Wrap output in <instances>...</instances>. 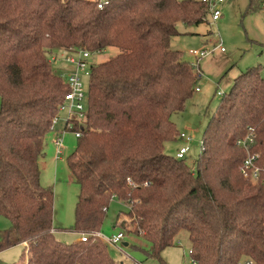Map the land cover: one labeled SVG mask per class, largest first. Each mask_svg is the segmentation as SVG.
<instances>
[{
	"label": "trees",
	"instance_id": "trees-1",
	"mask_svg": "<svg viewBox=\"0 0 264 264\" xmlns=\"http://www.w3.org/2000/svg\"><path fill=\"white\" fill-rule=\"evenodd\" d=\"M0 0V253L24 247L15 264H120L102 242L65 243L54 226L55 193L41 184L53 120L68 85L54 72L52 54L70 48L119 53L94 65L85 120L67 159L79 196L68 231L103 230L113 200L128 207L117 222L144 237L140 249L160 264L182 232L196 264H264V186L241 173L251 150L264 162L262 66L234 80L212 114L193 166L165 153L180 136L172 120L184 113L201 80L184 53L171 48L178 26L207 23L200 0ZM264 0H249L246 11Z\"/></svg>",
	"mask_w": 264,
	"mask_h": 264
},
{
	"label": "rangeland",
	"instance_id": "rangeland-1",
	"mask_svg": "<svg viewBox=\"0 0 264 264\" xmlns=\"http://www.w3.org/2000/svg\"><path fill=\"white\" fill-rule=\"evenodd\" d=\"M106 1V0H100ZM249 0H227L221 6L222 19L213 23L211 17L207 23L199 26L187 27L179 25L181 35L173 37L171 48L184 53L185 60L194 62L190 55L191 50L207 48L213 53L200 60L198 63L202 71V77L198 84L201 93L195 92L193 98L187 103L184 113L175 114L172 118L180 134L186 133L193 138L190 144V152L186 155L187 162L193 166L201 153V142L207 124L220 104L221 97L217 92L229 93L234 80L249 68L262 66L264 77V3L261 9L255 13L247 14ZM222 48L224 51H222ZM119 53L116 48H109L92 56L93 64L108 61ZM54 65V72L59 73L66 66L59 58ZM56 130L63 133L68 117L67 112L62 111ZM65 153L60 160H56L57 149L53 142L54 134L48 137L46 156L41 160V184L53 187L55 193L54 226L61 229L56 232L58 239L65 243H73L78 234L68 231L75 223V209L79 196V187L68 167L67 159L77 148L78 140L73 132H64ZM187 146L185 142H168L165 145V153L175 157L178 150ZM127 213L128 207L117 200H113L104 222L102 233L110 238L114 233L123 231L126 235L124 243L128 247H108L110 255L116 262L124 264H160L153 259H147L140 250H150L152 245L142 236L135 235L125 225L124 218L117 222L119 214ZM11 227V222L0 217V231ZM104 245L106 242L98 240ZM134 246L139 247L136 249ZM191 242L189 234L182 232L177 237L175 246L165 250L162 254L166 264H192L190 256ZM24 247H15L0 253V264H15L21 262ZM26 259L25 263L26 264Z\"/></svg>",
	"mask_w": 264,
	"mask_h": 264
},
{
	"label": "built area",
	"instance_id": "built-area-1",
	"mask_svg": "<svg viewBox=\"0 0 264 264\" xmlns=\"http://www.w3.org/2000/svg\"><path fill=\"white\" fill-rule=\"evenodd\" d=\"M202 3L206 4L209 11V16L211 17L213 23L219 22L223 17V10L221 6L227 2V0H200ZM106 1H101L99 4V8H103L107 5ZM222 51L224 49L222 48ZM213 53L212 50L207 48H203L200 50H191L190 55L193 56L195 63L192 62L197 73L201 74L202 71L199 65V61L209 57ZM93 54L87 50L79 49V48H70L66 50H62L58 53L52 54L50 57V62L55 65L58 64L59 58L62 59L65 64V68L62 69L58 74L64 80V82L69 87V92L65 95V99L63 104L60 107L59 114L64 111L67 112L68 117L66 120V126L64 132H69L72 128V120H77L78 122H82L86 117L87 110V102H88V86L89 79L91 75V70L94 66L92 60ZM200 88H196V92H200ZM219 97H223L225 95L224 92H217ZM53 120L52 126V134H54V144L57 149L56 160H60L65 153L64 146V132L61 133L56 130V127L60 121V115ZM76 138L80 137V133H76ZM179 139L185 142L187 146L182 147L178 150L176 154L177 159H185L186 155L190 152V144L193 143V138L186 133H182L179 136ZM256 134L254 131L249 134V136L240 141L239 145L246 150V158L241 166L242 175L250 180L255 185L264 186V162L262 161L261 155L255 153L251 150V146L255 143ZM203 143L201 142V145ZM263 228H264V220H263ZM93 240H101L106 242L107 247L121 248L126 239V235L123 231L114 233L110 238H107L103 235L102 231L95 232L93 234H80L78 235V242L86 243ZM26 246V244H25ZM124 247V246H123ZM125 248V247H124ZM192 251L190 250V255ZM118 262V261H117ZM120 264H124L122 262H118ZM26 264H29L26 261ZM192 264H196L192 260ZM239 264H254L252 260H243Z\"/></svg>",
	"mask_w": 264,
	"mask_h": 264
},
{
	"label": "crops",
	"instance_id": "crops-1",
	"mask_svg": "<svg viewBox=\"0 0 264 264\" xmlns=\"http://www.w3.org/2000/svg\"><path fill=\"white\" fill-rule=\"evenodd\" d=\"M198 93H201V91H200V92H198ZM51 135H52V134H51ZM113 229L115 230V229H116V227H113ZM76 241H78V238H76V239H75V242H76ZM128 245H129V244H128ZM21 246H22V247H25V246H23V245H21ZM17 247H20V246H17ZM14 248H15V247H14ZM151 248H152V247H151Z\"/></svg>",
	"mask_w": 264,
	"mask_h": 264
},
{
	"label": "water",
	"instance_id": "water-1",
	"mask_svg": "<svg viewBox=\"0 0 264 264\" xmlns=\"http://www.w3.org/2000/svg\"><path fill=\"white\" fill-rule=\"evenodd\" d=\"M123 246L128 247L129 245H128V243H123Z\"/></svg>",
	"mask_w": 264,
	"mask_h": 264
}]
</instances>
